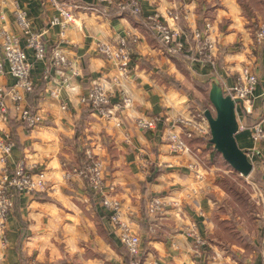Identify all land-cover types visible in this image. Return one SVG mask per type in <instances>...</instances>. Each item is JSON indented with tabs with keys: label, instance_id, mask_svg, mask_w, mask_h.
<instances>
[{
	"label": "crops",
	"instance_id": "1",
	"mask_svg": "<svg viewBox=\"0 0 264 264\" xmlns=\"http://www.w3.org/2000/svg\"><path fill=\"white\" fill-rule=\"evenodd\" d=\"M59 1L74 15L66 29L51 25L59 11L46 0H0V32L20 35L15 13L21 8L33 29L43 34L48 55L58 48L69 60L68 66L53 69L47 79V62L36 61L28 51L36 93L25 95L22 105L41 116L38 126L27 130L11 99H7L8 116L0 112V140L12 133L17 137L8 168L13 170L25 161L33 172L44 170L48 179L45 191L14 193L5 231L7 246H2L0 237V264H127V250L103 204L106 197L121 203V220L140 237L144 264H192L195 260L264 264V235L262 240L253 237L247 246L226 244L217 236V221L231 220L223 209L226 193L219 186L227 169L219 164V155L207 138L195 137L201 142L187 143V153L173 151L169 138L173 121L197 113L183 90L162 80L169 75L184 82L180 62H185L190 74L192 70L211 83L218 80L222 88L233 87L241 71L250 68L259 83L251 113L237 106L236 141L250 159L260 161L259 170L264 168V143H255L249 130L264 116V46L255 37L258 25L264 23V0L258 7L253 1L251 16L239 0H138L142 11L138 16L120 9L124 0ZM169 11H180L183 25ZM155 13L183 35L186 49L181 59L169 54L145 23ZM201 21L204 26L211 22L218 32L212 37L217 40L216 67L200 54L196 34L203 32ZM120 38H128L135 51L127 78L98 51L100 43ZM14 84L0 36V87ZM97 88L109 98L104 114L89 111L84 101ZM150 117H159L156 129L137 127L138 119ZM87 150L103 163L101 192L94 191L87 179L66 177L82 166ZM153 198L168 204L164 214L150 215ZM193 224L207 244L200 258L194 239L187 236ZM251 246L262 250L252 251Z\"/></svg>",
	"mask_w": 264,
	"mask_h": 264
},
{
	"label": "built area",
	"instance_id": "2",
	"mask_svg": "<svg viewBox=\"0 0 264 264\" xmlns=\"http://www.w3.org/2000/svg\"><path fill=\"white\" fill-rule=\"evenodd\" d=\"M46 1L59 11V15L53 18L51 25H59L66 29L74 18L72 10L65 8L59 0ZM119 6L122 11H130L136 16L142 14L138 0H124ZM168 15L174 20L179 18L178 14L172 11H169ZM15 21L21 31L20 35L7 31L0 32L4 60L9 65V73L15 79V84L11 88L0 87V112L5 117L8 116L7 99H11L19 120L27 130H30L39 125L41 116L29 107H23L22 105L25 95L32 93L35 89L32 78L33 64L29 60L28 51L33 52L36 61L47 62L45 70L47 79L53 69L68 66L69 60L66 54L58 48L50 56L48 55L43 34L33 29L23 9H17ZM146 21L150 24L157 41L166 48L169 54L180 55L184 53L186 44L183 35L163 22L160 13L149 16ZM217 33L215 26L208 21L203 32L196 34V39L203 47L202 59L212 67H216L213 51L217 47V40L212 37L217 36ZM255 37L256 41L264 46V24L258 25ZM98 51L106 60L117 65L123 77L131 76L135 51L128 38H120L115 43L102 42L98 45ZM258 83L259 77L250 68L246 67L239 74L236 84L233 87L225 86L223 90L226 95L231 96L233 99H240L242 104L238 106H242L247 113H250L252 111L251 101ZM84 101L90 102L98 112L104 114L103 105L109 102V98L102 89L97 88ZM128 102V99L125 100V103ZM63 109H66V107L63 106ZM159 120V117L141 118L136 121V125L143 130H153L156 129ZM173 126L174 129L169 138L173 151L177 153L189 152L188 139L194 137L208 139L211 135L205 112L197 113L190 119L182 116L177 117L173 121ZM249 130L255 143H264V117L250 127ZM14 146L15 144L11 141V135L9 134L0 140V237L3 247L7 246L8 243L5 230L9 215L14 207V193L32 194L45 191L48 187V179L44 170L33 172L25 161H20L13 170L8 168V159ZM190 167L195 168L194 165ZM72 175L87 179L96 192H101L105 186L103 163L91 150L86 151L82 166L73 168L66 174V177ZM103 204L111 212V221L119 231L123 246L132 257L130 264H144L141 261L140 237L121 220V203L112 197H106ZM167 208L168 204L160 198H153L148 205L149 213L153 216L164 214ZM187 236L194 239L198 247L196 254L200 258L199 256L203 254L207 244L195 224L187 231ZM1 261L2 256L0 255V263ZM192 264H200V262L195 260Z\"/></svg>",
	"mask_w": 264,
	"mask_h": 264
},
{
	"label": "rangeland",
	"instance_id": "3",
	"mask_svg": "<svg viewBox=\"0 0 264 264\" xmlns=\"http://www.w3.org/2000/svg\"><path fill=\"white\" fill-rule=\"evenodd\" d=\"M261 24H264V23H261ZM199 49H200V54L203 57V53H204L203 47L200 46ZM176 57H178V59H181L180 55ZM180 64L183 70L181 71V73L186 78V80L184 82H180L176 80L174 77H171V76L170 77L175 79L178 83H180L181 86L180 88H177V89L183 90L189 96V102L191 103L192 105L191 108L194 110V112L195 111H196L195 113L204 112L205 108L207 107L209 108L211 106L207 103L208 100H207L206 95L202 93L201 91H199L196 85L199 84L201 86H204L208 82L209 87H211L213 83L210 85L209 81H207L203 77H199L197 73H195L192 70H190L192 73L190 74L187 71L188 68H186L185 62H182V63L180 62ZM206 89H207V85H206ZM248 157H249L250 162L253 163L254 166L257 164L255 170L251 173V176L242 177L240 175L234 174V172H232L231 170H226V173H225V175L228 178V182H227L228 186H236L239 190L243 191V193H246L247 196L249 197V202L251 203L252 207L249 208L248 217L242 218L241 216L236 215L232 211L233 209L232 206L228 205V201L230 200V195L227 193L228 191L225 192L226 193L225 202L227 204L226 203L223 204V209H225L226 212L229 213V216H231L230 219L231 220L233 219L236 230L244 238L245 243H250L251 240H253V237L255 238L258 237L260 240H262L261 238H263V235H264V168L259 170L258 163L260 161L259 160L253 161L252 157L251 159H250V156ZM219 159L220 160L218 162L221 165V163L224 162V159L221 154H219ZM262 165L263 164L261 163L260 166ZM225 243L230 244V245L234 244V242L230 240H225ZM251 248H252V251H255V250L258 251L260 249V247L259 248L257 247L256 249V247H253V246H251ZM262 256L264 259V250H263Z\"/></svg>",
	"mask_w": 264,
	"mask_h": 264
},
{
	"label": "water",
	"instance_id": "4",
	"mask_svg": "<svg viewBox=\"0 0 264 264\" xmlns=\"http://www.w3.org/2000/svg\"><path fill=\"white\" fill-rule=\"evenodd\" d=\"M209 99L213 112L207 110L205 116L211 132V143L234 172L242 177H249L254 165L250 162L248 153L240 149L236 141L240 128L237 106L242 101L226 95L218 81L211 86Z\"/></svg>",
	"mask_w": 264,
	"mask_h": 264
},
{
	"label": "trees",
	"instance_id": "5",
	"mask_svg": "<svg viewBox=\"0 0 264 264\" xmlns=\"http://www.w3.org/2000/svg\"><path fill=\"white\" fill-rule=\"evenodd\" d=\"M253 1H254V4H256L257 7H258V5L260 4V0H239V3L241 4V6L245 10V12L246 13L249 12V16H251V13H250L251 12V10H250L251 7H250V5L253 4ZM116 3H118V2L116 1ZM200 13H202V10L200 11ZM178 15H179L178 23L183 25L184 20H183V17H182V14H181L180 11H178ZM145 23H148V22L146 21ZM199 26H200L199 29L201 31H203L204 30L203 21L199 22ZM162 80L165 81L167 84L174 85L176 88H180V86H181L180 83H178L175 79L171 78L168 75H163V79ZM209 83H210V85L212 84L211 82H209ZM206 85H207V89H206ZM196 86H197V89H199V91H201L202 93H204L206 95L207 100H208V101L206 100L207 103L210 106H212V104L210 102V99H209V92H210L211 87H209L208 82L204 86H201L199 84H197ZM35 93H36V89H34V91L32 93H30V95L31 96L35 95ZM87 109L89 111H91V112H95V110H96V108L90 102L88 103ZM31 110H32V108H31ZM207 110L212 112L211 107L205 108L204 112L207 111ZM11 141H13L14 144L17 141V137H16V135L14 133H12V135H11ZM208 141L211 142V135L208 138ZM199 142H201V140H197L195 137L192 138L191 140H187V143L190 144V145L192 143H199ZM212 146H213L212 149L214 151H216V149H215L213 144H212ZM218 155H219V153H218ZM222 165L227 170H231L232 172H234L233 169L225 161L222 163ZM153 174H155V171H153ZM234 174L239 175L236 172H234ZM227 182H228L227 176L224 173H221L220 180H219V186L225 192L228 191L227 193L230 195V200L228 201V205L232 206V208H233L232 211L236 215L241 216L242 218H247L248 217V213H249V208L252 207L251 203L249 202V197L247 196L246 193H243V191L239 190L236 186H228ZM217 225H218L217 236H220V238H223V240H230V241H232L234 243H237V244H240L242 246H247V244L245 243L244 238L236 230V227H235L233 219L229 220V221H227V220L219 221L218 220L217 221ZM125 253H126L127 264H130L131 261H132V257H131V255L128 252H125ZM143 260H144V255L141 256V261H143Z\"/></svg>",
	"mask_w": 264,
	"mask_h": 264
}]
</instances>
